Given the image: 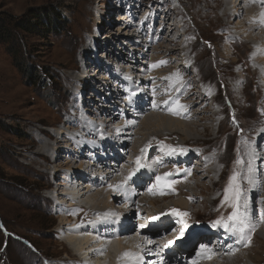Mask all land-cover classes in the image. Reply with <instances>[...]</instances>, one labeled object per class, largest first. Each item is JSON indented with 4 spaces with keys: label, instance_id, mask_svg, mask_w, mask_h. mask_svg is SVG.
Segmentation results:
<instances>
[{
    "label": "rangeland",
    "instance_id": "374dc122",
    "mask_svg": "<svg viewBox=\"0 0 264 264\" xmlns=\"http://www.w3.org/2000/svg\"><path fill=\"white\" fill-rule=\"evenodd\" d=\"M221 2L225 7L229 5L225 0H0V264H111L103 253L89 255L88 259L68 247L67 235L74 226L83 231L84 237L90 234V238L96 235L94 227H102L88 209L70 214L76 205L85 204L74 195L94 182L106 188L108 184L102 181H107L103 179L107 171H116L121 179L127 176L128 161L133 156L129 151L137 143L135 134H149L141 125L142 113L132 116L131 103L144 94L153 104L157 93L154 87L162 82L169 85L168 90L156 103L181 97L182 90L185 96L192 89L193 93L185 96L190 97L185 123L194 127L193 141L168 140L161 131L139 140L138 147L151 144L150 149L155 153L161 141L172 144L177 140L176 147L180 145L188 149L187 153H193L191 162L185 163L183 155L170 156L184 162L165 165L164 171L168 173L175 167L191 169V175L181 171L168 177L175 180L189 177V180H185L186 186L178 181L175 191L170 192L174 197L150 206L145 213L151 217L169 212L175 208L174 201V204L184 203L187 210L175 209L190 214L183 218L188 225L184 238L180 236L184 222H178L177 231L174 229L168 237L159 240L160 247L174 241L173 247L186 245L188 250L195 240V251H198V243H206L207 235L213 233H221L223 237H219L224 240L227 236L224 230L212 228L211 224L232 211L227 205L221 207V202L242 136L253 140L256 150L264 157V114L261 112L264 64L258 56L260 44L255 42L264 34V29L247 24V31L237 33L244 25L240 24L244 16L223 18L221 13L225 7ZM49 17L53 23L51 30L42 25ZM29 22L33 25L31 30L27 29ZM251 33L254 42L247 38ZM163 60L169 61L167 66L153 69V64ZM174 72L180 76L185 72V75L177 82ZM152 76L161 77L162 81L153 80ZM127 91L136 93L131 103ZM140 111L147 112L144 118L167 115L148 109ZM233 113L236 122L232 120ZM130 120L136 121L135 125L128 124ZM96 123L105 129L108 127L111 136L103 140L98 136L101 142L95 140V143L93 136L99 133L91 130ZM121 124H126L122 128L126 132L123 137H132L129 144L116 135L123 131L120 128L117 131ZM208 128L211 132H206ZM130 132L132 136L128 135ZM45 142L51 145L50 151L45 150ZM41 150L43 154L39 153ZM209 164L224 175L211 182L209 167L206 168ZM260 167L264 168V164ZM150 178L144 184L152 180L155 183V176ZM135 181H130L132 190L137 187ZM136 189L139 197L135 200L140 202L142 189ZM63 191L65 194L60 195ZM107 191L110 195L114 193L109 188ZM159 196L145 195L149 200H162V195ZM263 196L253 199L251 195L257 220L259 209L264 207L258 200ZM116 197L122 201L115 203L109 199L98 205L93 200L90 204L103 207L106 212H116L117 216L107 219L113 222L112 228L121 221L132 220V234L139 229L136 214L141 215V207L134 202L125 204L122 196ZM261 224L263 237L257 239L256 230L250 247L239 245L233 239L234 246L229 240L232 245L227 253L231 258L238 249L246 248L244 257L257 259L248 260L247 264H264V222ZM156 236L160 238L159 233ZM110 242L120 243L119 239ZM122 246L126 249L125 242Z\"/></svg>",
    "mask_w": 264,
    "mask_h": 264
},
{
    "label": "bare ground",
    "instance_id": "6f19581e",
    "mask_svg": "<svg viewBox=\"0 0 264 264\" xmlns=\"http://www.w3.org/2000/svg\"><path fill=\"white\" fill-rule=\"evenodd\" d=\"M222 1H224V0H222ZM226 1V3L227 4H229L228 6L226 5V7H225V3H223V2H221V5H223L224 4V7H225V11L223 10V12L221 13V16L223 17V18H229V17H232V19H235V18H238V17H242V16H244V19H242L241 20V22H240V24H244V25H242L241 27H240V29H238V30H236V32L237 33H239V34H241V33H244L245 31H247V24L248 25H250V26H252V28H253V26L254 27H256V28H261V29H264V25H262V24H260L258 21L260 20V14L261 13H264V4H261L260 2H259V0H256V2L255 3H251L250 2V0H225ZM252 4V5H250L249 6V4ZM231 4V5H230ZM249 6V7H248ZM223 7V8H224ZM222 11V10H221ZM170 20H171V18H169ZM227 20V19H226ZM252 30V29H251ZM259 30V29H258ZM253 32V31H252ZM250 33V32H249ZM244 35H246V34H244ZM256 37V36H255ZM250 41H255L254 40V35L251 33V37H247ZM246 38V39H247ZM256 43L258 42L260 45H259V55L258 56H260L259 58L261 59V63H262V65L264 64V34L262 35L261 34V37L259 38V39H257L256 41H255ZM175 51H177V50H175ZM177 52H179V50L177 51ZM257 52V51H256ZM168 53V52H167ZM170 56V55H169ZM168 56V57H169ZM164 57H167V55L166 56H164ZM166 59V58H165ZM171 60V59H170ZM163 61H167V62H169L168 60H163ZM172 61V60H171ZM168 64H172V63H168ZM163 66H167V63L165 64V65H163ZM169 66V65H168ZM264 67V66H263ZM158 68V67H157ZM177 68V67H176ZM154 69V68H153ZM172 69H173V67H172ZM177 70H178V68H177ZM176 70V71H177ZM173 73V72H172ZM171 73V74H172ZM178 73V72H177ZM183 73V75H181V77L182 76H184L185 75V72H182ZM174 74H175V72H174ZM123 77V76H122ZM121 77V78H122ZM152 78H153V80H159L160 82L162 81V78L161 77H153L152 76ZM124 79V78H123ZM125 80V82H127V80L126 79H124ZM152 83V82H151ZM155 85H157V84H155ZM166 85V84H165ZM164 85V82H162L161 84H159L158 83V85L157 86H155L154 88V92L155 91H157V93L155 92V97H153V98H155V100H159V99H157L158 97H163V96H165V92H166V90H168V86L166 85L165 86ZM153 86V85H152ZM151 86V87H152ZM117 87V86H116ZM151 87H149V88H151ZM121 88H123V86L121 87ZM128 88V90H130L131 91V89L132 88H130V87H127ZM153 88V87H152ZM170 88V87H169ZM190 88V87H189ZM175 90L174 91H176V88H174ZM130 91H127L128 93H130ZM153 91V90H152ZM185 90H182L181 91V93H179V95L181 94V97H177L178 99H179V102L181 103V104H184V105H187L188 107H187V111H186V113L188 112V110L190 109L189 108V103L187 102V100L188 99H190V97L189 98H186L185 96H187V94H190V93H193V91H192V89L191 90H189L188 91V93H185V96L183 95ZM150 92V94H152V93H154V92H151V91H149ZM120 93V92H119ZM209 93V92H208ZM170 94H172L171 92H170ZM207 94V93H206ZM141 95H143V97L141 98V96H137V102H132L131 103V109L133 108L134 109V114L132 115L133 117L135 116V117H138V115H139V113L141 114L142 113V117H140V118H142L143 119V122H142V126L143 127H145V129H143V130H148V133L149 134H147V135H150V134H155V133H161V131H162V134H165L164 136L166 137V138H168V140H174V139H177L178 141H180V140H182V141H185V142H191V141H193V139H192V135H194L193 134V128H192V126L191 125H189V124H187V123H185V119H187L188 117L187 116H185V112H182L181 113V115H179L180 117H176V116H173L174 114H172V113H170L168 110H167V106L165 105V100H163L164 102H155L157 105H158V107H153L152 106V104H151V99L150 100H148V99H146V98H144V94H141ZM182 95L184 96V99H182ZM193 95V94H192ZM204 95V94H203ZM208 95V94H207ZM129 96V95H128ZM153 96V95H152ZM167 96H171V95H167ZM175 96H177L176 94H175ZM209 96V95H208ZM151 97V96H150ZM192 97V96H191ZM167 98V97H166ZM177 98H173V99H167L166 101H168L169 102V104H171L172 103V101L173 100H175V99H177ZM201 98H205V97H201ZM205 99H207V98H205ZM154 100V101H155ZM134 101V100H133ZM193 102H195L194 100H193ZM122 104V103H121ZM146 104H148V106L147 107H143V105H146ZM196 104V103H195ZM125 105V104H124ZM140 109H144V110H149V111H152V112H157V113H159V114H167V115H164V116H159V115H152V117H149V118H144V114L145 113H147L146 111H140ZM139 110V111H138ZM108 113V112H107ZM125 113V112H124ZM124 113H122V114H124ZM155 114V113H154ZM190 114H191V112H190ZM185 117H184V116ZM121 116H123L124 118H127V116L126 115H121ZM181 116H183L184 118H181ZM141 119V120H142ZM195 124V123H194ZM96 125L97 126H99L100 125V123H96ZM106 125V124H105ZM133 125V124H132ZM135 125V124H134ZM104 126V125H103ZM103 126H101V130L100 131H102L103 133H104V137L103 138H106L107 136H111V134H109L110 132L108 131V127H106V129H105V127H103ZM126 126V124H121V125H119V126H117V129L118 128H120L121 130H123L122 128H124ZM194 126V125H193ZM130 127L131 128H133L131 125H130ZM93 128L94 129H92L91 131L92 132H94V131H96V129H95V127L93 126ZM116 128V127H115ZM105 129V130H104ZM207 131L206 132H211L210 130H209V128L208 129H206ZM115 131V130H114ZM130 131V130H129ZM128 131V132H129ZM134 131V130H133ZM118 132H120V131H118ZM151 132V133H150ZM109 135H108V134ZM132 133L133 132H130L128 135L129 136H132ZM195 133V132H194ZM124 134H126V132L123 130V131H121L120 133H117L116 132V135H118L121 139H123V140H125V141H128V144L130 143V140H131V138L132 137H130V138H124L123 136H124ZM46 135H48V134H46ZM50 135V134H49ZM136 136H134V137H136L137 139H136V141L135 142H137V143H135L134 145H133V148L132 149H130V153H132V155L135 157H133V156H131L132 157V159H130L129 161H128V164H130V167H129V169H128V172H127V175H128V173L131 171V169L133 168V167H135V160H136V158L138 157V156H140L141 155V149H143V148H145L146 146L145 145H141V146H139L138 147V144H139V140H140V142H141V140H143V138L144 137H147V135L146 134H144L143 135V133H141V134H139V133H137V134H135ZM100 137V135L99 134H96L95 136H93V142H95V140H96V142L98 141V142H101V140L99 141V140H97V137ZM153 136V135H152ZM151 136V137H152ZM159 136V135H158ZM103 138H101L100 137V139H102L103 140ZM119 139V138H118ZM145 139V138H144ZM148 140H149V138H147ZM153 139V138H152ZM157 139V138H156ZM159 139V138H158ZM175 141V142H173L172 144H174V146L177 144V142L178 141ZM152 141V140H151ZM150 141V142H151ZM92 142V143H93ZM95 142V143H96ZM133 142V141H132ZM149 142V143H150ZM162 142V141H161ZM181 142V141H180ZM179 142V143H180ZM46 143V142H45ZM44 143V147H45V150H48V151H50L51 150V145L50 144H48V143H46L45 144ZM75 143V142H74ZM73 143V144H74ZM165 143V142H164ZM172 144H166V145H171V146H173ZM156 146V145H155ZM173 146V147H174ZM105 147H106V150L108 149L107 147V145H105ZM176 147V146H175ZM181 146L179 145V146H177L176 148H180ZM183 148V147H182ZM105 149V148H104ZM157 151L155 152V153H152L153 151H151V149H149L148 150V152L146 153V156H145V161H146V163H148V164H150V165H152V166H154V168H146V169H141V173L139 172V173H137V175L133 178V180H136L135 181V184H136V188H139V189H142L141 191H142V200L140 201V202H136V198L137 197H139V196H137V195H133L132 196V198L129 200V199H125V197L123 196V194H116L117 192H114V193H112V195H110V192L109 191H107V189H108V186H105L106 188H104L103 189V187L101 186H98L99 184H98V182H92L93 184L92 185H87V186H85L84 187V189H81V192H79V193H77L76 195H74V196H77V200H79V201H85V204L83 205V204H81L80 203V205H76V207H75V212H77V211H79V210H81L82 208L83 209H88V210H90L92 213H94V215H95V217L97 216V218H98V220L97 221H95V222H97V224L98 225H100V226H102L100 229L99 228H97V227H94V229H93V232H94V234H96L95 236H92L91 238L88 236V235H90V234H88L87 236H85L84 237V235H81L82 233H83V231H81V230H76L75 229V226L73 227V228H71L72 230H71V233H68V238L66 239V243H67V245H68V247L71 249V250H74L75 252L77 251L80 255H82V257L84 258V257H86V258H88L89 259V257L90 256H95V255H97L98 256V254H104V258L105 259H107L109 262H111V264H129V262L128 261H126V260H124V259H122V256H123V253H125V252H139L141 255H142V257H143V261H142V264H147L149 261H150V263L151 264H161V261H159L158 260V255H156V254H153V253H155L156 252V250H155V248L157 247V246H159V244H161V241L159 242V240H163L164 238H165V236L166 237H168V235H170L171 234V232L175 229L176 231H177V228H179L180 227V224H178V223H174V224H168L167 223V220H166V218H163L162 217V221L164 222V225H165V227H164V232H162V233H160V238L158 237L157 238V234L158 233H156L155 231H152L151 233L150 232H147V230H145V231H142V229L139 227V224H138V230L136 229V231L135 232H133L132 234H130V231L133 229V227L131 228V224H132V220L130 221V220H125V221H121L120 222V224L117 226V227H115V228H112L111 227V225L113 224V222H111V220H102L101 219V216H102V214H104V213H107L106 212V210L104 209L103 210V207H101V209L98 207V208H95L94 207V205L91 203L90 204V202H92L93 200L99 205V203H104L105 201L106 202H108L109 201V199H113V201L116 203L117 201H122V200H118L117 199V197L116 196H122V199H124L125 200V204H126V201H128L129 203H136V204H138L140 207H141V210H142V216L141 217H148V219H150L151 217L149 216V215H147L145 212H146V210H147V208H149L150 206H152V205H156V204H158V205H160V204H162V203H166L167 201H168V199H170V198H172V197H174V196H172L171 195V193L170 192H172L171 190H169L168 191V194H166V195H162V200H158V199H156V198H152V199H148L147 197H145V195H146V190L148 189V184H153L152 182H154L153 180H152V182H150V183H146V184H144V182H146L147 181V179L149 180H151V178H150V176H152V175H154V176H157V175H160V176H163V175H165V165H169V164H173V166H176V165H174V162H172L170 159H173V158H176V157H170V156H166V155H164L163 153H162V151L160 150V147H159V145H157ZM42 152H39V153H42L43 154V150H41ZM258 152H259V150H257ZM75 152V151H74ZM189 152V151H188ZM48 152H46V154H47ZM158 153V154H157ZM163 156H162V155ZM187 154H189L190 156L189 157H185V158H187L188 160L187 161H190L191 162V156L193 155V153L191 152V153H187ZM117 155V154H116ZM154 155H156V156H154ZM160 155H161V157H160ZM118 156V158H119V160H121V157L119 156V155H117ZM157 157H159L160 159L162 158V160L164 161V162H162V163H159V164H157V163H154V161L156 160V158ZM199 157H201V155L199 156ZM218 158V157H217ZM134 159V160H133ZM207 160V159H206ZM181 159H179V163H178V165H180L181 164ZM203 162V161H202ZM207 162V161H206ZM185 164V163H184ZM204 164V163H203ZM91 165H93V164H91ZM177 165V166H178ZM94 167V166H93ZM207 167H209V169H208V175H209V177H210V181L211 182H213V181H215V178H217V177H222V175H224V174H222L221 173V170H219L216 166H214L213 164H209L208 166H206V168ZM81 168V167H80ZM176 169H177V167H175ZM188 168H189V166H188ZM126 169V168H125ZM199 170V169H198ZM205 170V169H204ZM203 170V171H204ZM96 172H97V170H95ZM105 171H107V170H105ZM108 172V173H107ZM106 173H107V177L105 176L103 179H106L107 181H105V180H103L102 181V184L104 183V184H117V183H119L120 181H122L123 179H121L120 178V176H118L117 175V173H116V171H107ZM172 172H174L175 173V169L173 170L172 168H170L169 170H168V173H172ZM202 172V171H201ZM94 173V172H93ZM98 173V172H97ZM206 173V172H205ZM75 174H77L76 172H75ZM99 174V173H98ZM103 175V174H102ZM199 175V174H198ZM205 175V174H204ZM126 176V175H125ZM124 176V177H125ZM195 176V175H194ZM123 177V176H122ZM196 177V176H195ZM208 177V176H207ZM100 178V177H99ZM98 178V179H99ZM189 177H185V178H178V179H176V181H182L181 183H184L185 184V186H186V184H187V182H185V180H187ZM169 179V178H168ZM189 180V179H188ZM71 183V182H70ZM129 184H131L130 182H129ZM144 184V185H143ZM192 184V183H191ZM216 184V183H215ZM98 186V187H96V186ZM71 186L72 185H70V187L69 188H71ZM131 185H129V187H130ZM143 186H145V188L143 187ZM135 187V186H134ZM135 188V189H136ZM133 189V188H132ZM134 189V190H135ZM72 190H74V189H72ZM137 190V189H136ZM135 190V191H136ZM187 190V189H186ZM186 190H181L182 192H186ZM134 191V192H135ZM203 191V190H202ZM264 189H262V190H260L259 192H257V191H253L252 192V198L253 199H258L257 197H259V195L261 196V195H264ZM75 192V191H74ZM182 192H181V196L182 197H185V194L183 195L182 194ZM190 192V191H189ZM136 193V192H135ZM149 193V192H148ZM178 193V195L180 194V191H178L177 192ZM61 194H65V192L63 191V192H61L60 193V195ZM90 194H91V196H90ZM173 194V193H172ZM197 195V194H196ZM87 196H90V197H87ZM154 196H157L158 198L159 197H161V196H159V194L157 193V194H155ZM136 197V198H135ZM180 197V196H179ZM186 197H188V196H186ZM85 198H87L88 200H86ZM193 198V197H192ZM174 199V198H173ZM259 199H261V200H264V196L262 197V198H259ZM259 201V200H258ZM127 202V203H128ZM172 202V201H171ZM257 202V201H256ZM123 203V202H122ZM203 203V202H202ZM205 203V202H204ZM97 205V206H98ZM157 205V206H158ZM187 205V204H186ZM256 205V204H255ZM103 206V205H102ZM104 206H105V204H104ZM172 206H174L175 208H182L183 210H187L186 209V206L184 205V203H182V202H180V203H175L174 204V201H173V204H172ZM86 207V208H85ZM106 207V206H105ZM162 207H165V206H162ZM130 208V207H129ZM128 208V209H129ZM132 208V207H131ZM166 208V207H165ZM164 208V209H165ZM262 208H264L263 206H262ZM82 209V210H83ZM140 209V208H139ZM146 209V210H145ZM140 210V211H141ZM139 211V212H140ZM164 211V210H163ZM253 211V210H252ZM170 212V211H169ZM112 213H116L115 211H113ZM167 213V212H166ZM156 214V213H155ZM253 215H254V213H253ZM76 217V216H75ZM110 218V217H109ZM178 220L180 219L179 217H176ZM76 219V218H75ZM93 219V218H92ZM147 220V218L145 219L144 218V220L143 221H146ZM258 221V220H257ZM261 222L263 223L264 221H260L259 223H257V227H256V230H258V232H257V234H256V238L258 239V237L259 238H262L263 236L261 235V233H262V229H261ZM106 224V225H103V224ZM130 223V224H129ZM69 224V223H68ZM144 224L145 225H147V222H144ZM127 225H129V227H127ZM97 226V225H96ZM114 227V226H113ZM126 227H127V229H126ZM117 228H120V230H117ZM131 229V230H130ZM264 229V228H263ZM92 230V229H91ZM174 230V231H175ZM89 232V231H88ZM107 232V233H106ZM136 233V234H135ZM164 233V234H163ZM105 235V236H104ZM258 235H260V236H258ZM136 236V237H135ZM190 236H192L191 234H190ZM208 236V239H206L205 241H206V243L207 242H209L210 241V243L212 242L211 241V236L210 235H207ZM103 237V238H102ZM144 237H148V239H151V240H153V241H155V243H153V244H147L146 242H145V240H144ZM164 237V238H163ZM182 237V236H181ZM80 238V239H79ZM102 238V239H101ZM182 238H184V237H182ZM115 240V239H119V241H120V243H112V242H110L111 240ZM167 239V238H166ZM232 240V242H234L233 241V239L234 238H229V235L227 236V241H229V240ZM124 240V241H123ZM105 241H109L108 242V244H107V242H105ZM188 241V240H187ZM194 240H192V242H193ZM97 242V243H96ZM114 242V241H113ZM126 243V249H123V243ZM168 242V241H167ZM96 243V244H95ZM200 244H205L204 242H200V243H198V245H200ZM213 244V243H212ZM215 244V243H214ZM239 244V243H238ZM138 245L140 246V247H138ZM231 245H232V243H230V245L228 246V245H226V243H222V242H218V246H217V254H216V252H215V255L211 258V259H204V260H201L200 261V264H219L218 262L219 261H221L222 260V262H220L221 264H247L248 263V260H250V262H255L257 259L255 258V257H252V256H250V257H248V258H245L244 256L245 255H247L244 251H246V248H243V249H238L235 253H233L232 255H235V256H233V258H231L232 256L231 255H228V251H230V248H231ZM234 246L236 245V243L234 242V244H233ZM240 245V244H239ZM242 246V245H241ZM240 246V247H241ZM122 247V248H121ZM163 248H165V247H163ZM193 246L192 247H190V251H189V255H187V259H186V261L185 262H182V263H172V264H192V261L193 260H195L196 259V253H195V249L193 250ZM214 248V247H213ZM238 248V247H237ZM110 249V251H108ZM176 250V252H177V255H178V253H179V249H175ZM77 253V254H78ZM90 255V256H89ZM152 255V257H155V258H149V256H151ZM230 256V257H229ZM77 261V260H76ZM163 264H168V263H163Z\"/></svg>",
    "mask_w": 264,
    "mask_h": 264
},
{
    "label": "snow or ice",
    "instance_id": "6c2138e0",
    "mask_svg": "<svg viewBox=\"0 0 264 264\" xmlns=\"http://www.w3.org/2000/svg\"><path fill=\"white\" fill-rule=\"evenodd\" d=\"M251 3H255L256 0H250ZM261 4H264V0H259ZM260 24L264 25V13L260 14ZM167 61H159L158 64H153L152 67L156 68L159 65H165ZM177 82L182 80V77L179 73L175 74ZM170 79V78H165ZM136 93L132 92L128 96V100L131 103L133 96ZM167 110L174 115H181L182 112L187 111V105L181 104L179 99H175L169 104L168 101H165ZM152 106L158 107V105L153 101ZM264 114V109L261 110ZM233 122L235 121V114L232 115ZM128 124H135L136 121H127ZM98 131L101 138L104 137V133L100 131L101 126L94 125ZM119 131V129H117ZM241 133L243 130H240ZM241 147L237 149V158L235 161V166L232 172V175L229 177L228 184L224 189V198L221 202V207L227 205L232 209L231 213L224 217L223 215L212 222L211 227L216 229H223L224 232L229 235V238H234L236 243L243 244L245 247H250L252 244L253 235L257 227V218L253 215L252 211V198L251 193L255 190L259 192L264 189V168L260 167V164H264V157H261L259 152L256 150V146L253 140L243 137L241 138ZM160 150L164 152L166 156H175V155H186L188 149L185 148H176L171 145H166L163 142L159 145ZM151 148V144L147 145L145 148L141 149V155L138 156L135 160V167L131 169L127 176L124 177L122 181L117 184H109L108 188L114 192H119L123 194L125 199H131L133 195H138L129 187V182L133 181V177L141 171V169L151 168L152 165L146 163L145 156L148 150ZM166 150V151H165ZM243 152V155L240 153ZM154 163H162L159 157L156 158ZM181 171L185 173L186 176L191 175V169L180 168L175 169V173L178 174ZM174 173H165V175L155 176V183L151 184L148 187L147 191L149 193L166 195L168 191H175L174 185L178 183L175 179H168V177L173 176ZM246 184V187L244 186ZM191 200L192 198L189 197ZM258 203L264 204V200H259ZM139 207V205H136ZM70 214L75 215L76 212L73 210ZM189 213L182 212L178 209H171L170 212L160 213L157 216H152L151 228L157 232L162 227H165L162 217L166 218L168 224H174L178 222H184L183 218L189 216ZM117 216L116 213L107 212L102 214L101 219L107 220L109 217ZM175 217H179L180 220H175ZM258 220L264 221V208H260L258 212ZM141 229L149 227V225L140 224ZM188 225L184 222V227L180 229V236L184 235V230ZM144 240L147 244H153L155 241L144 237ZM174 241H168L164 247H169ZM138 247H140L138 245ZM215 255V249L208 245H200L199 250L196 253V259L192 261V264H200L201 260L211 259ZM122 259L129 262V264H142L143 257L139 252H125L123 253ZM163 264V261H161Z\"/></svg>",
    "mask_w": 264,
    "mask_h": 264
},
{
    "label": "trees",
    "instance_id": "16d2710c",
    "mask_svg": "<svg viewBox=\"0 0 264 264\" xmlns=\"http://www.w3.org/2000/svg\"><path fill=\"white\" fill-rule=\"evenodd\" d=\"M55 18V17H54ZM49 20H46L45 22H43V24L42 25H47V27H48V30H51L52 29V27H53V23L51 22V19H50V17L48 18ZM55 19H57V18H55ZM38 22V21H37ZM32 22H29L28 23V25H27V29L28 30H31L32 29V24H31ZM57 23H58V21L57 20H55V25H57ZM39 24V23H38ZM0 39H2V38H0ZM37 74V73H36Z\"/></svg>",
    "mask_w": 264,
    "mask_h": 264
}]
</instances>
